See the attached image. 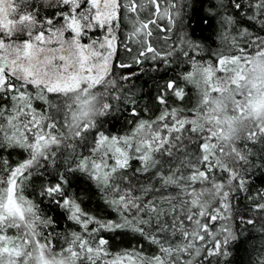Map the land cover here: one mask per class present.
<instances>
[{"label": "snow or ice", "instance_id": "6c2138e0", "mask_svg": "<svg viewBox=\"0 0 264 264\" xmlns=\"http://www.w3.org/2000/svg\"><path fill=\"white\" fill-rule=\"evenodd\" d=\"M187 7L0 0V264H219L230 254L238 234L227 222L247 190L244 173L256 166L253 149L264 159V0L210 7L211 15L223 11L221 46L207 60L177 27ZM177 59L188 68L158 86L156 112L127 108L130 127L107 132L101 118L135 103L125 82L146 64L158 70ZM189 87L194 101L185 107ZM10 150L23 152L13 165L2 158ZM49 168L54 176L38 194L75 230L56 232L25 194ZM69 176L93 182L114 217L85 211ZM257 196L259 217H241V225L264 221V193ZM105 232L135 234L151 251L112 252Z\"/></svg>", "mask_w": 264, "mask_h": 264}, {"label": "trees", "instance_id": "16d2710c", "mask_svg": "<svg viewBox=\"0 0 264 264\" xmlns=\"http://www.w3.org/2000/svg\"><path fill=\"white\" fill-rule=\"evenodd\" d=\"M187 4L188 7L182 14L184 23L183 25L178 24L177 27H182L193 41L202 46V50L197 54V59L207 60L209 52L215 51L221 46L218 32L220 27L219 16L223 9L217 8L216 15H211L209 12L213 4H219V0H187ZM172 36L175 38V30ZM142 67L144 68L143 72L138 73L130 82H125L127 84L125 92L132 93L130 100L135 101V103L124 105L121 112L115 113L113 116L101 118L105 121L104 129L107 132L118 135L130 127L128 121L133 118L126 111L127 108L135 107L142 115L145 110H147L148 115L154 114L159 107L155 102L158 86L163 85L168 79L178 78L180 73L187 70L188 65L183 63V59H177L176 63L171 66H164L158 70L147 64ZM123 71H137V69L134 67ZM187 91L189 97H186L183 103L185 107H190L194 101V96L190 87ZM10 151L11 154L8 151L3 152L2 158L13 165L23 157V152L21 150ZM253 153L254 155L249 159L256 166H249L248 172L244 173L247 177V190L236 194V200L233 202L231 210L232 219L227 222L238 234V239L229 246L230 254L227 257L218 258L219 264H257L259 260L264 259V232L259 230L264 221L257 219L254 225H241L239 223L241 217H259L260 215L252 209L259 200L257 193H264V167H261L264 164V159H261L260 146L254 148ZM61 163L62 161L58 157L57 166ZM61 170L63 171V169ZM54 172V168H49L48 173H52V175L48 173L43 176L34 175L29 182V187L25 190V194L39 204L43 214L55 221L53 227H55L56 232L65 233L75 230L76 226L65 219L62 209L50 205L48 200L38 194L41 187L53 178ZM68 179L70 193L73 196L79 195V202H81V207L85 211L104 219L114 217L113 211L105 205L93 182L82 176H69ZM49 231H51V228ZM103 235L109 239L112 252L130 250L140 244H143L145 250L151 251V247L135 234L105 232Z\"/></svg>", "mask_w": 264, "mask_h": 264}]
</instances>
